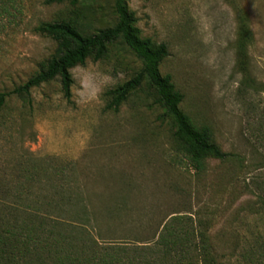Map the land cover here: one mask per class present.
<instances>
[{
  "label": "rangeland",
  "instance_id": "1",
  "mask_svg": "<svg viewBox=\"0 0 264 264\" xmlns=\"http://www.w3.org/2000/svg\"><path fill=\"white\" fill-rule=\"evenodd\" d=\"M113 2L0 0V91L26 82L56 53V42L35 32L40 23L77 22L81 33H94L114 24ZM126 3L141 36L166 44L159 71L183 95L181 110L210 127L226 158L194 172L145 83L118 111L106 108V92L140 69L116 42L104 59L70 69L69 101L55 79L32 89L30 103L8 102L2 116L11 127L0 160L36 158L44 173L61 170L63 191L83 197L89 209L132 212L138 219L128 226L155 228L192 214L208 222L217 261L237 264L241 248L264 241V0Z\"/></svg>",
  "mask_w": 264,
  "mask_h": 264
},
{
  "label": "trees",
  "instance_id": "2",
  "mask_svg": "<svg viewBox=\"0 0 264 264\" xmlns=\"http://www.w3.org/2000/svg\"><path fill=\"white\" fill-rule=\"evenodd\" d=\"M44 2L75 5L85 0ZM112 8L114 24L94 33H81L77 22L71 21L40 23L35 28L55 41L57 50L26 82L0 91V148L11 127L10 118L2 112L12 98L30 103L32 89L58 79L63 97L69 101L70 69L83 66L88 59H104L109 47L119 42L140 62V69L106 92V108L118 111L145 83L154 91L163 118L173 126L178 150L194 172L203 173L209 159L224 160L226 154L213 141L210 127L196 125L181 110L183 95L170 76L161 75L159 66L168 54L166 44L141 36L126 0H114ZM42 164L36 158L14 164L0 160V264H222L217 261L221 258L217 246L207 241V221L192 214H175L155 228L128 226L138 219L132 212L120 206L89 209L83 197L63 191L67 183L57 179L63 175L61 170L49 168L47 174ZM44 188L50 191H42ZM236 261L264 264V241L255 240L241 248Z\"/></svg>",
  "mask_w": 264,
  "mask_h": 264
}]
</instances>
